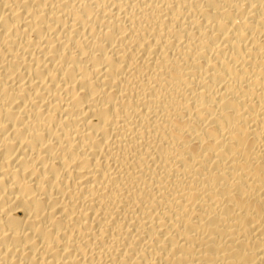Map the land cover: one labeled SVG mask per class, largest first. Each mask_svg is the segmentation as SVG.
<instances>
[{
  "label": "bare ground",
  "instance_id": "bare-ground-1",
  "mask_svg": "<svg viewBox=\"0 0 264 264\" xmlns=\"http://www.w3.org/2000/svg\"><path fill=\"white\" fill-rule=\"evenodd\" d=\"M0 264H264V0H0Z\"/></svg>",
  "mask_w": 264,
  "mask_h": 264
}]
</instances>
